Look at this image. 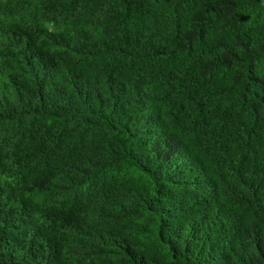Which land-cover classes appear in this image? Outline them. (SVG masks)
Returning <instances> with one entry per match:
<instances>
[{"label": "trees", "instance_id": "trees-1", "mask_svg": "<svg viewBox=\"0 0 264 264\" xmlns=\"http://www.w3.org/2000/svg\"><path fill=\"white\" fill-rule=\"evenodd\" d=\"M0 264H264V0H0Z\"/></svg>", "mask_w": 264, "mask_h": 264}, {"label": "clouds", "instance_id": "clouds-1", "mask_svg": "<svg viewBox=\"0 0 264 264\" xmlns=\"http://www.w3.org/2000/svg\"><path fill=\"white\" fill-rule=\"evenodd\" d=\"M1 194H4V193L1 191Z\"/></svg>", "mask_w": 264, "mask_h": 264}]
</instances>
